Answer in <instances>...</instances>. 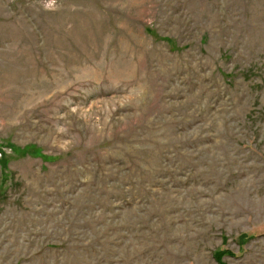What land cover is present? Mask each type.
<instances>
[{"label":"rangeland","instance_id":"obj_1","mask_svg":"<svg viewBox=\"0 0 264 264\" xmlns=\"http://www.w3.org/2000/svg\"><path fill=\"white\" fill-rule=\"evenodd\" d=\"M0 264H264V0H0Z\"/></svg>","mask_w":264,"mask_h":264}]
</instances>
